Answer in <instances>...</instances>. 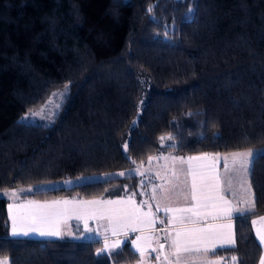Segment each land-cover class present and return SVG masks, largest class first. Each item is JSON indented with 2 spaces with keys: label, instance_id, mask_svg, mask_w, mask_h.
I'll list each match as a JSON object with an SVG mask.
<instances>
[{
  "label": "trees",
  "instance_id": "trees-1",
  "mask_svg": "<svg viewBox=\"0 0 264 264\" xmlns=\"http://www.w3.org/2000/svg\"><path fill=\"white\" fill-rule=\"evenodd\" d=\"M62 86L49 122L17 119ZM262 145L264 0H0V188L123 169L159 150ZM124 180L137 191L135 174L41 191L116 195L108 187ZM248 181L263 211L264 151ZM233 231L235 247L216 254L256 264L249 217L235 218ZM128 237L119 254H98L95 237H14L0 195L9 264L128 263L138 258Z\"/></svg>",
  "mask_w": 264,
  "mask_h": 264
},
{
  "label": "snow or ice",
  "instance_id": "snow-or-ice-1",
  "mask_svg": "<svg viewBox=\"0 0 264 264\" xmlns=\"http://www.w3.org/2000/svg\"><path fill=\"white\" fill-rule=\"evenodd\" d=\"M191 11V9L189 10ZM65 90H67V86H65ZM53 96H59L61 99L64 97V93H54ZM48 105H52L55 110H59L61 107L60 103H57L53 99H49L44 108L40 110L39 113H33L32 116L40 115L42 119L46 118L43 115L45 108ZM52 115H55V111L52 112ZM50 119V117H48ZM24 120H27L28 117H24ZM169 140L172 139L171 136L168 137ZM161 140H164V137H161ZM127 144L125 145V150H127ZM259 151V150H256ZM256 151L252 149H248L247 151H237L229 153L232 157L231 163H229L227 156L223 157V173H219L217 171V165L220 161V154L217 153L212 157V163L206 165L205 167L211 172V175H207L203 170H196L189 166L187 175L192 177V183L190 188V196L191 200L195 203L191 207L187 208H172L165 206L163 211L165 214L167 213H191L192 216L199 217L202 213L198 211L200 208L207 209L211 207L216 212L222 214L221 216H217L214 218H227L229 221H232L234 217H244L249 213L254 214L255 212V199L252 197L251 193V183L248 181V173L250 169V165L252 164L253 159L256 156ZM211 154L205 153L204 157H209ZM153 159L149 157V160ZM174 159H180L184 161L185 158L178 157ZM194 159H201V157H188L187 160L191 161ZM135 163V162H134ZM138 171V170H137ZM243 173V176L240 177V173ZM143 175V173H140ZM119 175L123 176L125 173H119ZM159 175V174H157ZM173 177H177L175 172L172 173ZM178 178V177H177ZM239 183L240 187L247 193V198L240 197L239 203H243L245 207H236L232 200L228 199V196L232 197L237 196V191L235 185ZM167 184H171L172 188H175L176 185L172 184L171 180L167 181ZM246 185V187H245ZM141 186H144L143 181L141 182ZM157 189L160 191V195L163 199H170L171 189L166 187L165 185H155L152 187V195L151 199L153 201H157L156 203V212L152 211V204H150L147 200H141L139 204H136L133 199L137 193H132L131 196L128 197L127 200H119V201H104L103 203L106 205H118V204H127L131 203L133 205V209L131 211L127 209H114V208H102L93 210L88 218L92 219H106L109 222V225L112 226L113 235L116 234V229L124 228L128 229L132 232L138 230L135 224H146L149 227H154L157 222L160 224H165V220L160 219L157 221L156 213L161 211L160 203L157 198ZM28 191L31 192L32 189H19L18 191H12L9 193L8 191L4 192L5 196H8L9 199H18V192ZM141 196L146 195V193H139ZM188 198V194H185V199ZM58 202H54L53 204H39L34 201H29L27 204H12L8 205L9 208V219L11 220V232L12 236L24 235L28 236L30 233H38L40 236L47 237H62L64 233L60 230L59 222L61 217L68 216L69 214H74L75 218L80 220L84 219V232L85 233H94L95 230L88 226L87 219L83 214L76 212L75 210L70 209H59L55 208L54 205ZM65 205L69 203V201L63 202ZM90 204L100 203L98 201H90ZM147 205L148 211L143 212L141 209ZM13 207L16 208H28L31 211L27 216L21 215L19 219V227L18 220L16 216L11 214V209ZM205 215L207 213H204ZM173 219L177 220L179 223L183 224L185 220H191V216H179L169 218L167 223L172 224ZM261 221H264V216L259 217ZM27 221V222H26ZM196 223L197 221H192ZM257 224L256 220H252V225L255 227ZM220 228H227V234L223 232L217 231L216 228L212 225H207L205 227H195V228H178L175 231L174 237L172 234L168 232L164 239L168 241V247L172 250L171 255L174 259H171L169 255L164 254L163 259L166 264H189L187 260L184 259V254L191 253H203V260L207 262V264H219V261H212L208 259L209 254H215L217 248H234L236 245L235 232L233 231L232 223L227 225H221ZM108 230L107 228L105 229ZM71 235V233H68ZM169 237H172L169 239ZM256 237L259 240L261 246H264V230L261 228L256 229ZM107 236H105V245L103 249L98 250V254L102 252H113L119 254L121 250V246L126 242L121 241L117 242L113 246H109L107 242ZM141 240V237L137 236L135 240H133L132 246L135 248L137 252L141 253L143 256V250L138 241ZM159 241V238H157ZM165 248V243H159V249L163 252ZM153 252H156V248H152ZM156 260H160V255L155 257ZM223 259V258H221ZM232 264H238V257H231ZM0 264H9L7 258L0 260ZM260 264H264V255L260 257Z\"/></svg>",
  "mask_w": 264,
  "mask_h": 264
},
{
  "label": "rangeland",
  "instance_id": "rangeland-1",
  "mask_svg": "<svg viewBox=\"0 0 264 264\" xmlns=\"http://www.w3.org/2000/svg\"><path fill=\"white\" fill-rule=\"evenodd\" d=\"M65 87H59L55 88L50 91L45 101L37 108L31 109L29 111H26L22 113L20 116H18L19 121L23 122H34V121H40L43 123L49 122L54 115H52L53 111H57L53 108L52 105H48L47 108H45L43 115L44 119L41 118L40 115L32 116L33 113H39L42 108L45 107L49 99L55 100L57 103H61L62 99L59 96H53L54 93H65ZM24 117H28L27 120H24ZM50 117V119L48 118ZM123 149H125V143H123ZM248 149H252L256 151V153L260 151H264V145L262 146H253L243 149H234L230 151L225 152H202V153H193V154H179L175 152H171L168 150H159L156 151L154 154L149 155L143 162L133 164L127 168L123 169H117L109 172H104L101 174H86V175H80L75 177H67V178H60L55 179L47 182L37 183V184H29V185H19L16 187H10V188H0V195L4 196L6 198V212L8 217V223H9V233L11 232V220L9 219V208L8 205L10 203L12 204H27L29 201H34L39 204H53L54 202H58L54 205L55 208L59 209H70L75 210L76 212L83 214L85 218L87 219L88 226L95 230L94 233H85L84 232V219H76L74 214H69L68 216L61 217L59 222L60 230L64 233V235H69L68 233H71L70 236H96L99 233H104L106 228L108 230L112 229V226L109 225L108 220L106 219H92L88 218V215L93 211L97 209L102 208H114V209H127L131 211L133 209V205L131 203L127 204H118V205H106L103 202L104 201H119V200H127L128 195H119L121 194V191H130V180H124L122 182H112L111 185L108 187L112 190H109L111 192L116 193V195H106V197L99 198V197H76L75 195H54V196H48V194H44L41 190L48 188V187H57V186H67L70 184H73L75 182H81L86 181L94 178H101V177H124L131 174H135L137 178L136 186L134 187L137 189L135 191L137 194L135 200L136 204H139L141 200H147L150 204H152V211L156 212V203L157 201H153L151 199L152 195V187L155 185H165L166 187L171 189L170 192V199H163L160 195L159 189H157V198L158 202L161 206V211L156 213L157 221L160 219L165 220V223H167L169 218L173 217H179L182 215L185 216H191V218H199L202 216H208L213 213H217L215 210H213L211 207L204 209L200 208L198 211H200L202 214L199 217L192 216L191 213H167L165 214L163 211V208L165 206L172 207V208H187L191 207L195 202L191 200L190 196V188L192 183V177L190 175H187L189 166H191L193 169L196 170H203L207 175H211V172L205 167L208 164L212 163V157L219 153L220 154V161L217 165V171L219 173H223V157L227 156L229 163H231L232 157L228 155L232 152L237 151H247ZM208 153L211 154L209 157H204L203 154ZM149 157H152L153 159L149 160ZM178 157L185 158L184 161H181L180 159H174ZM188 157H201V159H194L191 161H188ZM138 170V171H137ZM175 172L177 174V177H173L172 173ZM119 173H125V175L121 176ZM140 173H143L141 175ZM159 174V175H157ZM240 177L243 176V173L241 172ZM248 178V177H247ZM171 180L172 184L176 185L175 188H172L171 184H167V181ZM143 181L144 186H141V182ZM246 187V185H245ZM31 188V193L28 191L24 192H18V199H9L8 196L4 195L5 191H8L11 193L12 191H18L19 189H28ZM241 188V187H240ZM116 190V191H115ZM28 192V194H27ZM120 192V193H119ZM144 192L146 195L141 196L139 193ZM188 194V198L185 199V194ZM252 193V190H251ZM231 198L232 196L229 195ZM134 199V198H133ZM69 201L67 205H65L63 202ZM90 201H98L100 203L96 204H88ZM31 211V209L28 208H16L13 207L11 209V214L13 216L17 217L18 220V227H19V219L21 215L27 216L28 213ZM141 211L147 212L148 207L145 205ZM204 213H207L206 215ZM27 222V221H26ZM178 221L173 219L172 224L169 225H162L159 222L155 224L154 227L147 230H141L138 232H134L132 237L128 238V241L130 242V246L133 250L135 248L132 246V241L136 239L137 236L141 237V240L138 241V243L141 245L143 250V256H141L140 252H137L138 258L135 259L133 262L128 263H121V264H166V262L163 259V255L167 254L171 259H174L172 257L171 252L172 250L168 247V241L164 239V236L170 232L172 234V237L175 235V231L178 228H195V227H205L206 224H202L200 222L196 223H190L189 226L184 227V225L176 224ZM231 223V222H229ZM228 223V224H229ZM146 224H135L134 226H144ZM221 225H227L220 223L218 226L216 224H212L215 228H220ZM217 226V227H216ZM124 228H117L116 230H122ZM107 230V231H108ZM112 231V230H111ZM20 237H25L24 235H19ZM26 237H42L46 238L47 236H40L38 233H30ZM172 237H169L171 239ZM50 238V237H48ZM159 238V241L157 240ZM123 241L122 237H115L112 240H107L109 246L115 245L117 242ZM105 244V240L103 242ZM159 243H165V248L163 252L159 249ZM152 248H156L157 251L153 252ZM157 255H160V260H156L155 257ZM186 257V254H184V259ZM7 258V256L0 255V260Z\"/></svg>",
  "mask_w": 264,
  "mask_h": 264
},
{
  "label": "crops",
  "instance_id": "crops-1",
  "mask_svg": "<svg viewBox=\"0 0 264 264\" xmlns=\"http://www.w3.org/2000/svg\"><path fill=\"white\" fill-rule=\"evenodd\" d=\"M235 187H236V191H237V196L236 197H231V198L228 196V199L232 200L236 207H245V205L243 203H239L238 201H239L240 197L247 198V193H245L244 190L242 188H240L239 183H237L235 185ZM132 193H134V192H132V191H121V194H119V195L131 196ZM96 197L103 198V197H106V195H101V196H96ZM91 198H93V197H91ZM134 200L138 201V199H136V196L134 197ZM217 216H221L222 217V214L217 212V213H213V214L208 215V216H202V217H199V218H191V220H185V222L183 224H181L179 222L173 223V224L174 225L181 224V225H184V227H186V226H189L188 224L192 223V221H197V222H200V223L206 224V225L216 224L218 226L220 223L228 224L229 222H231L232 225H233L234 219L237 218V217H234L232 221H229L227 218H214V217H217ZM247 216L249 217V223H250L251 231H252L256 241L259 243V240L256 237V229L257 228H261L262 230H264V221H261L259 219V217L264 216V210L263 211H259V212H254V214L249 213ZM252 220H256L257 221V224H256L255 227L252 225ZM163 225H169V224L165 223ZM136 227L138 228V230L135 231V232H138V231H141V230H147V229H151L152 228V227H149L147 225L136 226ZM216 230L220 231V232H223L224 234H227V231H228L227 228H216ZM127 234H130V237H132L134 232H132V231H130L128 229H122V230H116V234L113 235V232L111 230H108V231H105L104 233H101V234L99 233L96 236L89 235V236H85V237H95V238L102 239L103 241L105 240V236H107V238H108L107 240H112L115 237L116 238L117 237H122L123 241H124L126 239L125 237H126ZM101 235H104V236H101ZM62 237H76V236L63 235ZM50 238H57V237H50ZM259 245H260V243H259ZM262 255H264V246L260 245V253H259L258 259L256 261V264H260V257ZM232 256L233 255L223 256V255H219V254H216V253L215 254H211L210 253L209 256H208V259L212 260V261H219V264H232V261H231V257ZM221 258H223V259H221ZM185 260H187L189 262V264H207V262L205 260H203V253L186 254Z\"/></svg>",
  "mask_w": 264,
  "mask_h": 264
}]
</instances>
